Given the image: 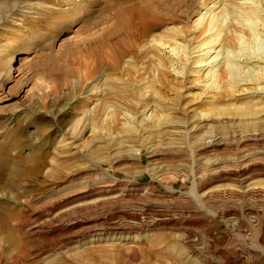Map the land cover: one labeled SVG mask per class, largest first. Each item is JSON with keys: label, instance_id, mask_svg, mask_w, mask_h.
Returning a JSON list of instances; mask_svg holds the SVG:
<instances>
[{"label": "rangeland", "instance_id": "1", "mask_svg": "<svg viewBox=\"0 0 264 264\" xmlns=\"http://www.w3.org/2000/svg\"><path fill=\"white\" fill-rule=\"evenodd\" d=\"M147 1L173 19L125 36L114 16L128 0H0V162L9 167L3 178L19 184L3 180L0 199L37 207L10 222L14 243L0 232V254H8L0 264H264V90L248 96L252 85L209 86L216 67L205 63L220 47L200 64L197 43L207 34L192 28L220 14L222 0L219 8L218 0L205 8ZM222 15L214 46L222 38L240 59L264 53L262 27L240 40L251 20L233 9ZM179 28L185 33L168 45ZM251 65L237 61L233 77ZM143 90L153 95L141 100ZM199 118L205 126L197 131ZM212 140L222 145L209 148ZM244 148L256 163L245 175L256 188L249 192L224 176ZM39 160L40 176H27ZM237 215L256 218V230L246 221L238 228ZM38 221L52 229L34 235ZM105 222L125 229L123 237L96 240ZM190 246L200 253L187 258Z\"/></svg>", "mask_w": 264, "mask_h": 264}, {"label": "bare ground", "instance_id": "2", "mask_svg": "<svg viewBox=\"0 0 264 264\" xmlns=\"http://www.w3.org/2000/svg\"><path fill=\"white\" fill-rule=\"evenodd\" d=\"M224 3V8L221 9V13L226 11V9H233L234 12L240 14V18L245 19V20H251L250 24L251 26L246 25L242 27L243 34L245 35H237L238 38H241L240 40H243V38H250V35L253 34L254 30L253 27L260 26L262 27L261 35L264 36V0H242V2L237 1V0H222ZM222 1L218 0L215 3H213L212 8L215 7L217 4H219L216 8H219L220 4ZM128 2H133L129 4H125L124 6H121L120 11L116 10L115 12V21L117 23V26L119 28V32L124 33L125 36H144L148 32H150L155 26L162 24L165 21H171L173 17L168 14L169 8L164 7V10H166V13L164 15L162 13H157L155 10L154 6L152 3H149L147 0H128ZM194 2V1H193ZM230 2L228 6H226V3ZM194 6H197L198 8L202 7H207V0H195ZM49 9L51 7H48ZM53 8V7H52ZM109 12V11H108ZM208 12V10H207ZM220 14H216L212 16V18L208 21V23L204 24L203 27L201 28L200 25L203 24L202 21H199L195 26H193V31L195 32H200L201 35H206L203 40L199 41L197 43L198 50L197 51H205V54L202 56V61L199 62L200 64H203L206 62V57L211 54L212 51H214L215 48L220 47L219 50L215 53L213 57H211L210 61L205 63L210 70L215 69L216 74L213 76L211 79V83L209 86H211L215 81H220L222 82L225 87H228L229 89L236 87V85H252L254 91H250L248 96H253L256 92L258 93L261 90H264V87H261L260 85L264 83V77H261L258 75V72L264 71V68L260 66H256L257 64H262L264 63V53L260 54H251L249 56H245V59L238 58L237 55L233 56L230 55L227 50H224V46L220 44V42L223 40L222 38L220 39V42L218 45H213L215 44L216 40L219 39V27L222 26L223 22V15L221 16ZM206 14V13H204ZM222 31V28L220 29ZM184 30L182 28H179L175 30L174 34H170L168 41V45L173 44L174 38L178 36H182ZM185 33V32H184ZM251 33V34H250ZM210 35V36H209ZM209 37V39H208ZM205 40V41H204ZM160 46H165L166 43H159ZM174 44H176L174 42ZM185 49L187 47H184ZM183 49V52L189 53V51L186 52V50ZM220 56V58H219ZM210 57V56H209ZM15 60H20V59H15ZM190 58L188 56H185V61H189ZM218 60V61H217ZM237 61H241L242 63H250L252 64V68H248V72L244 76H240L239 78L233 77V72H234V66H237ZM214 73V72H213ZM260 87V88H258ZM264 92V91H263ZM261 93V92H260ZM262 94V93H261ZM153 95L152 92L143 90L141 91V100H146L148 96ZM220 95V94H217ZM215 99L217 96H213ZM260 101V100H259ZM94 107L91 108L93 110ZM16 115V114H15ZM26 115L25 111L22 110L19 112V115L16 117V122H17V128L19 129L20 122L21 120L26 121ZM204 119L199 118L198 123L192 124L191 128H196L197 131L203 130L205 125H202ZM12 124V122H10ZM187 128V127H186ZM199 130V131H200ZM39 130L36 129V132ZM255 136L256 134H252ZM28 139V138H27ZM214 140L210 143L209 148H212L214 146H220L222 144L220 143H213ZM72 152L67 153L66 156H70ZM215 162V161H214ZM36 163L34 166H30V168H27L26 170V175L27 176H36L39 177L41 172H42V161L39 160L38 162L35 161ZM8 164L6 162H0V189L2 188L3 180H4V186L6 187H11L15 188L18 187V183L15 182L14 178L11 179H4L3 176L5 172L9 169ZM256 166V163L254 162V156L250 153V150L248 148H244L239 155L231 160L229 162V165L227 166V169L224 171V176H227L233 180H240V186L242 188L246 189V192L253 191L256 188L251 187L249 184H247V177L245 176L248 171L253 169ZM14 172V171H13ZM245 176V177H243ZM237 180V181H238ZM245 185V186H244ZM114 185H110L109 187H113ZM66 187H63L61 190H65ZM69 193V191H67ZM239 194H243V190L241 188L238 189ZM5 200V201H4ZM17 197H13L11 200L7 198H1L0 199V232L5 231L6 236L4 237V241L7 244H12L15 242V230L18 229H13L11 227L10 222L14 221L17 225L21 223V213L25 214L28 211L33 212L35 209H37L36 205H34L31 201L29 200H24L21 204L22 209H16L13 205H17ZM197 203L200 205V201L197 200ZM12 204V205H11ZM42 205V204H41ZM201 206V205H200ZM238 216V215H237ZM56 218V215H53L51 219ZM235 224L238 228L242 227V223L246 221L248 229L251 228V231H255L256 227H258V221L256 218L253 217H236L235 218ZM245 219V220H244ZM160 221L164 223L171 224V219L169 217H161L159 219ZM175 223H179V219L175 218ZM105 225L101 229H98L99 235H97L96 240H101L100 237L102 235L109 236V233H114L113 237H110V240H119L121 237H123V234L125 233V229L122 227L118 226L116 222H105ZM34 235H42L43 233L51 230H44L42 228V221H38L36 225H34ZM53 228H56L54 226ZM247 234L244 235V237ZM249 236V235H247ZM107 238V237H106ZM248 238V237H247ZM89 239V238H87ZM92 243V240L89 239V241H85V244H90ZM190 254L192 256H188L187 258H192L193 256H196L199 252V248L196 246H190ZM2 256L6 254L5 256H8L7 253H4L3 251L1 252ZM0 254V255H1ZM22 254L21 256H24ZM1 262H4L1 260ZM208 264H215L213 262H210Z\"/></svg>", "mask_w": 264, "mask_h": 264}]
</instances>
